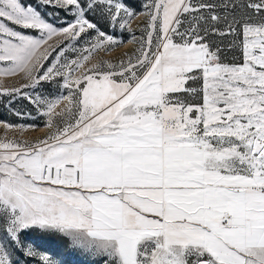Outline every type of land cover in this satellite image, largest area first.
Returning a JSON list of instances; mask_svg holds the SVG:
<instances>
[{
	"label": "snow or ice",
	"instance_id": "6c2138e0",
	"mask_svg": "<svg viewBox=\"0 0 264 264\" xmlns=\"http://www.w3.org/2000/svg\"><path fill=\"white\" fill-rule=\"evenodd\" d=\"M135 3L0 0V264H264V0Z\"/></svg>",
	"mask_w": 264,
	"mask_h": 264
},
{
	"label": "rangeland",
	"instance_id": "374dc122",
	"mask_svg": "<svg viewBox=\"0 0 264 264\" xmlns=\"http://www.w3.org/2000/svg\"><path fill=\"white\" fill-rule=\"evenodd\" d=\"M142 2V0H136V3H135V7L137 8V11H139L140 10V8H139V4ZM138 18L139 17H137L136 19H134L133 21H132V28L134 29V30H136V32H135V34L137 35V36H139L140 35V32H139V30H138V25L143 21V19H141L140 21L138 20ZM125 41H127V40H129L130 39V36H129V34L127 33V32H125V33H123V37H122ZM123 45V44H122ZM122 45H120V46H122ZM120 46H117V47H115L110 53L108 52V53H103V52H101V53H99V54H97L95 57H94V61H95V59H99L100 57H103L104 59H109V60H115V59H117L118 57H120V55L122 54V53H118L119 51L117 50L118 49V47H120ZM79 47V46H78ZM133 47H134V45H133ZM132 47V48H133ZM117 51H116V50ZM114 51V52H113ZM71 55V54H70ZM4 65H0V67H3ZM5 82H6V84H8V85H10V86H18L19 85V82L20 81H18V80H16V79H12V78H5ZM66 94V93H65ZM0 120H7V121H9L10 123H12V124H20V123H25V124H31V123H36V124H38V125H40V127H42L43 126V122H42V120H32L31 118H25V119H23V120H18L17 118H15V117H11V116H8V114L5 112V111H3L2 109H0ZM40 127H38V128H40ZM38 128H36V129H38ZM36 129H34V130H32V129H29V130H27V131H24L22 134L20 133V132H18V131H8L7 132V136L8 137H13V136H16V137H18V138H20V139H34V138H36V137H39V136H41L43 133H41L40 135H38V136H34L33 134H32V132L33 131H35ZM5 135V129L2 127V126H0V137H3ZM73 264H86V261H85V259L84 258H80V259H76V260H74L73 261Z\"/></svg>",
	"mask_w": 264,
	"mask_h": 264
},
{
	"label": "bare ground",
	"instance_id": "6f19581e",
	"mask_svg": "<svg viewBox=\"0 0 264 264\" xmlns=\"http://www.w3.org/2000/svg\"><path fill=\"white\" fill-rule=\"evenodd\" d=\"M141 19H143L142 17H139L138 18V20L140 21ZM132 47H133V45L132 44H129V43H124L122 46H120V47H118V53H123L124 51H126V50H130V49H132ZM116 50V49H115ZM116 50V51H117ZM114 52V51H113ZM110 53V52H109ZM44 131H46V129H44L43 128V126L42 127H40V128H38V129H36L35 131H33L32 132V134L34 135V136H38V135H40L41 133H43Z\"/></svg>",
	"mask_w": 264,
	"mask_h": 264
}]
</instances>
